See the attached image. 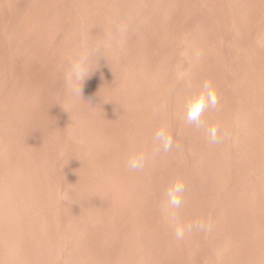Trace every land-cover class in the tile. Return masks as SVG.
<instances>
[{"label":"rangeland","instance_id":"1","mask_svg":"<svg viewBox=\"0 0 264 264\" xmlns=\"http://www.w3.org/2000/svg\"><path fill=\"white\" fill-rule=\"evenodd\" d=\"M203 80L216 145L184 120ZM176 177L182 241L161 211ZM0 264H264V0H0Z\"/></svg>","mask_w":264,"mask_h":264},{"label":"clouds","instance_id":"2","mask_svg":"<svg viewBox=\"0 0 264 264\" xmlns=\"http://www.w3.org/2000/svg\"><path fill=\"white\" fill-rule=\"evenodd\" d=\"M118 33L127 30L126 24H118ZM111 42L114 37L109 36ZM103 42H97L92 48L78 52L76 58L71 61L69 70L64 76L65 89L73 95H82V87L85 79L91 74L92 59L102 47ZM220 105L219 93L215 85L210 80H203L198 87L186 98L184 120L195 128H205L206 138L209 144L216 145L222 142L226 133L222 135L221 127L218 123L206 126L204 114L207 110H218ZM153 141L157 145L153 155H157L161 150L165 153L173 148V136L165 126L157 128L153 135ZM147 163V154L140 150L130 154L126 161V166L131 171H142ZM186 184L181 177H176L165 189L161 211L176 240L182 241L187 233L193 229L191 223L181 221L179 212L185 201ZM212 223L199 221L196 228L205 233L212 230Z\"/></svg>","mask_w":264,"mask_h":264}]
</instances>
